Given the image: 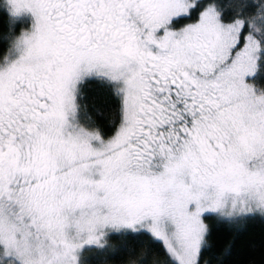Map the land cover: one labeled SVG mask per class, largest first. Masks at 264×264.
Masks as SVG:
<instances>
[{
  "label": "snow or ice",
  "instance_id": "snow-or-ice-1",
  "mask_svg": "<svg viewBox=\"0 0 264 264\" xmlns=\"http://www.w3.org/2000/svg\"><path fill=\"white\" fill-rule=\"evenodd\" d=\"M0 14V264H86L113 234L146 241L121 264H240L207 221L264 220V0Z\"/></svg>",
  "mask_w": 264,
  "mask_h": 264
},
{
  "label": "trees",
  "instance_id": "trees-1",
  "mask_svg": "<svg viewBox=\"0 0 264 264\" xmlns=\"http://www.w3.org/2000/svg\"><path fill=\"white\" fill-rule=\"evenodd\" d=\"M0 30H2V24H0ZM258 80L264 82V73L258 76ZM86 94L89 103L98 105L101 102L95 85H89ZM207 223L211 228L209 242L212 245L206 253L207 256H214L217 250L227 246L235 238L233 256L230 259L240 264H247V261L251 259L259 261L261 243L264 242V220L258 218L250 220L244 231L239 234L233 232L227 224L218 223L212 218ZM142 243L146 241L140 237L113 234L108 239L107 249L85 252L86 264H121V261L129 255L130 249L139 248Z\"/></svg>",
  "mask_w": 264,
  "mask_h": 264
}]
</instances>
